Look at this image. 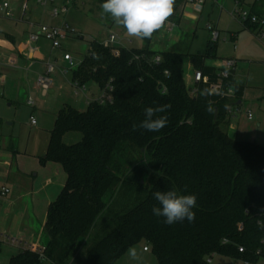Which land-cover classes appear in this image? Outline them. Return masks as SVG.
I'll return each instance as SVG.
<instances>
[{
  "label": "trees",
  "instance_id": "trees-1",
  "mask_svg": "<svg viewBox=\"0 0 264 264\" xmlns=\"http://www.w3.org/2000/svg\"><path fill=\"white\" fill-rule=\"evenodd\" d=\"M103 2L91 0L101 23L124 30L103 13ZM184 2L174 0L165 24H180ZM259 2L264 0H255L249 10L263 16ZM160 30L143 39V48H119L118 55L96 39L88 41L72 82L93 83L101 90L110 84L112 101H93L84 111L65 105L56 115L40 161L60 164L67 180L47 210L48 242L42 255L20 248L9 264H116L141 243L158 264H209L215 255L247 264L264 258V229L258 227L264 223V145L238 140L227 131L232 101L243 99L245 87L236 84L234 74L224 83L234 88V100L211 93L221 69L207 62L219 60L218 42L208 40L197 53L185 42L157 53L152 41ZM156 56L160 63L154 62ZM186 58L193 72L209 80L197 86L195 95L185 77ZM209 105L214 111H208ZM158 106H170L154 117H167L164 128L133 130L145 119L146 108ZM70 134L81 139L67 144ZM156 191L194 194L195 220L164 223L152 212L159 206Z\"/></svg>",
  "mask_w": 264,
  "mask_h": 264
},
{
  "label": "rangeland",
  "instance_id": "rangeland-1",
  "mask_svg": "<svg viewBox=\"0 0 264 264\" xmlns=\"http://www.w3.org/2000/svg\"><path fill=\"white\" fill-rule=\"evenodd\" d=\"M48 1L49 3L47 5L40 4L39 0H9V3L11 5L13 4V7L15 5L19 9V12L20 7L23 9V6L27 4V17L31 19L33 23L41 24L42 21H44V17L58 22L57 19L52 17V11L55 8H62L66 0ZM254 2L255 0H245L242 8L249 10L250 5L254 4ZM212 3H214V1L207 0L204 7L205 18L202 22L198 21L191 23V21L183 19L181 25L172 33L170 43L157 44V39L159 37L162 38V33H160L155 37L152 43V49L156 52L165 51L169 44L177 41L182 32H187L189 34H186L183 42L189 47V51L191 53L201 52L204 51L208 40L211 39L208 26L217 30L220 33V39L218 40L219 60L208 61L207 63L216 68H221L225 60L231 58L235 59L237 61L235 70L237 83L245 87L243 101L240 106L243 113L240 114L238 118L233 119V124L236 128L232 129L233 131H231L230 136L241 141L257 142L260 145H264V42L260 41L256 30H243L241 22L233 16L237 8L235 0H222L220 1V5H215V7ZM91 10H95V13L90 14ZM257 11L264 16V2H259L257 4ZM64 17L65 19L63 22L77 30L79 34L73 38L63 40L62 49L60 50H53L51 44L47 40H43L44 42L42 41L41 44L44 45V51L51 53L50 58H48L50 59L48 62L49 64L58 62V66L62 67L60 61H62L65 53L72 55L75 61L81 60L88 53L89 40L96 39L103 42L108 39L110 32L115 33L126 48L140 49L144 47L143 40L128 37L126 31L120 29L118 26L112 27V30L109 31L99 20V12L96 11V7L92 5L90 0H76L75 3L69 6V11L66 15H63V18ZM59 22H61L60 24L63 23L60 20ZM81 37L84 39L81 40ZM65 67H67V65ZM185 73L186 81L190 84L193 78V71L191 70L187 58L185 59ZM53 76L57 91L54 95L49 96L51 97V102H55V98L58 99L57 97L63 89L64 95L70 92L73 93L69 81L65 80L66 77L68 80L71 79L72 69L67 70L66 74L62 73L60 69H57ZM93 85L95 84L91 83L88 87ZM98 90L97 87L93 86L87 93L88 98L94 99L95 95L99 92ZM49 97L46 100H49ZM73 97L79 100L77 104H74L75 108L80 111L86 110V100L81 98L79 94ZM42 100L44 104L45 99ZM26 102L27 97H22L21 103L15 104L11 112H9L10 115L13 114L12 116H16L13 119L14 126H5L7 130L2 136L0 135V142L5 145H9L11 142L14 147H19L22 152L29 146V150L36 152L41 149V146L44 144V139L46 138V134L42 127V121L48 119L47 112L49 110L44 108L43 105L38 107L33 117L39 122V126L37 128H32L30 120L32 110ZM246 111L252 112V121L247 119L245 115ZM18 121L19 123H17ZM80 139V134H70L67 135L64 140L67 144H74ZM147 179L148 174L145 176V180ZM2 188V181L0 180V190ZM112 197L113 194H109L106 201L109 203ZM20 208L21 205H18L14 211L10 209L8 214L14 219L20 212ZM0 210L2 215H5V210L2 208ZM0 223L2 224L3 222ZM0 233L6 235L1 229ZM7 236L17 239L14 236ZM146 246L147 245L144 243L134 246L133 248L137 252V258H131L127 252L116 264H158L151 250H149L148 253L144 251ZM16 247L17 246L7 241H0V264H8L9 258L15 254L17 248H19ZM220 257V255H215L211 260L216 261ZM226 259L227 262L224 264H247L240 260ZM255 264H264V258Z\"/></svg>",
  "mask_w": 264,
  "mask_h": 264
},
{
  "label": "crops",
  "instance_id": "crops-1",
  "mask_svg": "<svg viewBox=\"0 0 264 264\" xmlns=\"http://www.w3.org/2000/svg\"><path fill=\"white\" fill-rule=\"evenodd\" d=\"M212 1H214L212 5L215 7V5H220V1L222 0ZM206 2L207 0H205V5ZM11 8L14 13L12 19L0 18V75L3 78V95L0 97V135L2 136L3 133H6L7 128H5V126H14L13 119L16 116H12L13 114L10 115L9 112H11L15 104L21 103L22 97H27V100L31 98L34 101V106L30 108L32 110L30 120L40 105H43L44 108L49 111L47 112L48 119L42 121V127L46 134V138L40 150L33 152L28 149V146V148L22 152L19 147H14L11 142L9 145L0 142V180L2 181V187L10 189V194L6 197L0 195V209L2 208L5 210V215H2L0 210V222H3L2 224L0 223V229L3 230L6 235L16 237L26 246H32L36 249H45L48 242L47 235L44 232L47 210L49 205L56 201L62 192L66 184L67 175L60 164L47 162L45 165H42L40 158L44 157L46 154L50 140L49 131L54 127L56 115L65 105L74 106L79 100L73 97L74 95H78L75 94L71 85L72 77L69 80L66 77L67 79L65 78V80L69 81V85H71L74 94L70 92L64 95L63 89L57 97L59 100L55 98V102H51V97L49 96L54 95L57 91L54 81V87L49 95L47 97L42 95L37 88V78L45 72L46 65L50 60L48 58H50L51 53L44 51V45L41 44L43 40H40L37 44L28 41L29 32L37 31L40 25H47L50 27L60 26L61 22H59V20L63 22L65 17L63 18V16H61L55 18L58 22L44 17V21H42L41 24H36L31 22V19L27 17V13H23L21 7L20 12L15 5L13 7V4ZM90 14L93 13L90 12ZM180 15L181 22L178 27L181 25L183 19H187L191 21V23H194L198 21L202 22L205 18L204 10L202 13H199L190 6L182 7ZM167 27L168 23L161 28L159 34L162 33V38L159 37L157 39V44L170 43L172 36H170L169 39H165L164 37ZM108 30L111 31L112 29ZM186 34L188 35L189 33L182 32L177 41L169 44L165 51H168L175 44L183 42ZM158 52L164 51H157V53ZM11 61H14V64H11ZM60 65L62 66L61 68H64L66 63L60 61ZM235 81L236 84H238L236 75ZM88 86L89 85H87V92L85 95L79 94L81 98L86 100V108L89 101L98 99L102 93V90L98 86L93 85L99 89V92L95 95L94 99H90L87 93L93 86ZM48 97L49 100H46ZM42 99H45L44 104ZM242 101L243 99L237 102L232 101V104L240 107ZM17 123H19V121ZM233 123V119L229 118V125L227 126L229 134L233 131L232 129L236 128ZM38 126L39 122L36 121V125L32 126V128H37ZM18 205H21L20 212L16 215V218L13 219V217L8 214V211L10 209L14 211ZM19 251L20 248H17L16 253L9 258L8 264ZM145 252L148 253L149 251ZM226 258L228 257L221 256L216 261L211 260L209 264H224L227 262Z\"/></svg>",
  "mask_w": 264,
  "mask_h": 264
},
{
  "label": "built area",
  "instance_id": "built-area-1",
  "mask_svg": "<svg viewBox=\"0 0 264 264\" xmlns=\"http://www.w3.org/2000/svg\"><path fill=\"white\" fill-rule=\"evenodd\" d=\"M53 1V0H52ZM236 1V10L233 13V16L238 19L241 24H246L255 27V30L257 31L258 38L260 41L264 42V16H259L255 13H252L250 10L242 8V5L244 4V0H235ZM40 4L47 5L49 3L48 0H39ZM75 0H66L65 4L62 8H55L52 11V17L59 18L63 15H66L69 11V6L74 3ZM193 7L197 12L202 13L205 6V0H185L183 3V7ZM23 13L25 14L27 11V4L23 6ZM14 17L13 9L11 8V5L9 1L2 0L0 1V18L3 19H12ZM178 27L175 23H168V27L165 31V39H168L174 30ZM208 30L210 31V38L213 42H218L220 39V33L217 30H214L210 26H208ZM79 32L75 29H73L70 25L63 22L60 26L57 27H50L47 25H40L37 29V31H31L28 34V41L33 44H37L40 40H47L50 44L53 50H60L62 49V41L67 40L69 38H73L75 36H78ZM102 45L105 48L111 49L112 53L115 55L119 54L118 49L123 48V45L121 43V39L113 32H110V35L108 39L102 42ZM62 61L66 63V68H61L58 66V62L55 64H47L46 70L43 74L39 75L37 78V88L40 90L43 96L47 97L49 93L51 92L52 88L54 87V79L53 75L55 74L57 69H60V71L64 74H66L67 70L69 69H76L79 65V61H75L72 55L65 53ZM155 63L161 62V57L156 56L154 59ZM11 64H14V61H11ZM237 66V61L233 58L227 59L224 61L223 66L220 68L221 72V79L218 81V83L213 84L211 86V93L224 95L232 100L235 99V91L233 87L225 88L224 83L226 80L230 79L231 76L235 74ZM208 78L204 77L200 71L193 72V78L191 79L190 85L193 87L192 94L195 95L198 91V85L202 82L208 83ZM3 78L0 75V97L3 95V86H2ZM71 85L75 91V94L78 95H85L87 92V86L80 85L76 82H71ZM112 93H113V87L109 84L106 86L104 90H102V93L100 97L94 101L98 102L99 104H107L112 101ZM235 101V100H234ZM93 102L89 101L88 105ZM27 105L29 107L34 106V101L30 98L27 100ZM242 109L237 106L233 105L229 109V118L230 119H236L240 114H242ZM246 117L249 121L253 120V114L251 111H246ZM31 125L35 126L36 121L33 117H31ZM10 194V189L3 187L0 190V195L2 197H6ZM0 241H7L11 244H14L15 246L19 248L28 249L34 252L39 253L40 255L43 254L44 249H36L32 246H26L23 244L22 241L10 238L7 235L0 233ZM26 246V247H25ZM144 251H149L148 247L144 248ZM240 252H243V249H240ZM208 263L211 262V259L207 261Z\"/></svg>",
  "mask_w": 264,
  "mask_h": 264
},
{
  "label": "clouds",
  "instance_id": "clouds-1",
  "mask_svg": "<svg viewBox=\"0 0 264 264\" xmlns=\"http://www.w3.org/2000/svg\"><path fill=\"white\" fill-rule=\"evenodd\" d=\"M104 14H109L113 21L123 27L128 37L137 39H149L171 17L174 10V0H104L101 5ZM93 58L99 56L93 53ZM170 106L148 107L145 109V119L139 125L133 124V130L137 127L148 131L158 132L167 124L166 116L155 117L156 113L164 112ZM208 111H214L209 105ZM159 206H153L152 212L157 217H163L164 223L171 225L187 219L195 220L197 198L194 194L183 195L176 191H156L153 193ZM258 227L264 229V223H258ZM131 258H137L134 248L128 250ZM41 261L46 260L44 256ZM51 264V261L48 262Z\"/></svg>",
  "mask_w": 264,
  "mask_h": 264
},
{
  "label": "water",
  "instance_id": "water-1",
  "mask_svg": "<svg viewBox=\"0 0 264 264\" xmlns=\"http://www.w3.org/2000/svg\"><path fill=\"white\" fill-rule=\"evenodd\" d=\"M165 25V24H164Z\"/></svg>",
  "mask_w": 264,
  "mask_h": 264
}]
</instances>
